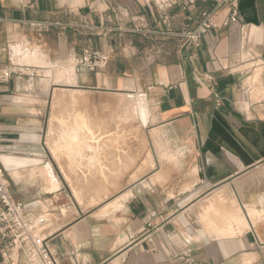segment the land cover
<instances>
[{"label":"crops","instance_id":"1","mask_svg":"<svg viewBox=\"0 0 264 264\" xmlns=\"http://www.w3.org/2000/svg\"><path fill=\"white\" fill-rule=\"evenodd\" d=\"M155 1L0 0V48L11 49L0 64L42 68L0 84L10 196L42 216L59 264H264V0H241L230 22L217 0H167V18ZM203 11L214 27L198 48L180 49L166 34L194 29ZM88 47L108 65L75 74ZM57 90L84 98L71 115L57 111L52 140L44 117ZM86 92L143 100L151 155L125 151L133 126L114 123L111 99L108 116L92 119Z\"/></svg>","mask_w":264,"mask_h":264},{"label":"built area","instance_id":"2","mask_svg":"<svg viewBox=\"0 0 264 264\" xmlns=\"http://www.w3.org/2000/svg\"><path fill=\"white\" fill-rule=\"evenodd\" d=\"M88 3L93 0H86ZM195 0H188L192 4ZM241 0H217V7L228 6L230 13L227 22L234 21L239 15V2ZM155 5L167 18L166 11L172 6L170 1L158 0ZM111 18L118 20L116 7L109 5ZM111 21V20H110ZM37 30L46 29L44 22L31 24ZM214 27L211 21V13L203 11L200 15V22L194 28L183 27L178 32L166 34L168 38L177 40L180 49H196L200 46L202 38L210 28ZM111 32V30H108ZM133 32L145 33L140 24L133 25ZM146 34H150L147 31ZM11 49L7 46L0 48L2 53H9ZM109 57L101 50L85 48L81 58L77 61L74 73L78 74L81 70L97 73L105 69L108 65ZM42 68L30 66L23 62H15L10 58L5 64H0V84L8 83L13 78H35L41 76ZM43 218L39 214L30 211L26 205L13 200L10 196L8 181L0 168V255L2 264H18L19 255L24 264H59L57 254L47 245L46 239L42 236ZM16 254V256H14ZM188 264L191 262L186 261Z\"/></svg>","mask_w":264,"mask_h":264},{"label":"rangeland","instance_id":"3","mask_svg":"<svg viewBox=\"0 0 264 264\" xmlns=\"http://www.w3.org/2000/svg\"><path fill=\"white\" fill-rule=\"evenodd\" d=\"M59 92V94H57V97L59 98V100H54L53 98L52 100L49 101V105L47 107V111L45 113V117L44 119H49V139L55 140L56 138V131L58 128V121H60L62 119L61 116H59L60 113H58V110H62V109H67L68 113L71 115L72 114V110L74 108H77L78 104H82L83 100L79 99V98H84L80 95H78V92L76 91H70V90H57ZM87 97H89L90 99H92L93 102H91V105L87 106V109L89 110V116L92 119H102V118H106L108 116L109 110H111L112 108V117L114 120V123H116L118 121L119 124H121V121H125L127 120L129 126H130V130L132 129L131 126H133V129L136 131V129L138 128L140 130L139 134L137 132H135L133 130L130 131L129 133V145L127 147V149L125 151H127L128 153L133 154L134 156H139V159H142L143 156H148L151 155L152 152V136L151 133V127L147 128V126H145L146 129H144V136L143 133L141 135V130H142V124L143 121H141L142 119L144 120V115L145 112L142 113L141 115H135L134 111H124L121 112L118 106V100L119 98L121 99V97H124V95L122 96H118L117 94H97V93H93V92H86L85 93ZM118 96V97H117ZM115 97H117L115 99ZM55 98H56V94H55ZM63 98V99H60ZM134 99H136L135 97H133ZM112 100V102L110 104L107 105L108 109H105V106L102 104V102H105L106 100ZM114 99V100H113ZM137 100V99H136ZM141 102L140 105L142 106L141 109L143 110L144 107V103L143 100H140ZM102 105V106H101ZM144 107V108H143ZM145 111V109L143 110ZM117 119V121H116ZM137 127V128H136ZM136 128V129H135ZM141 137L143 136L144 139H139L138 141H142L141 143H139V145L137 144V138L136 137ZM50 145V144H49ZM63 151V150H62ZM68 150H64V152H67ZM71 151V150H69ZM50 152H52L51 154L54 157H57V153L56 150H54L53 148H50ZM138 161L137 159L134 161V163H132L129 166V170L128 172L133 173L132 175L136 174V170L137 167H139L137 165Z\"/></svg>","mask_w":264,"mask_h":264},{"label":"bare ground","instance_id":"4","mask_svg":"<svg viewBox=\"0 0 264 264\" xmlns=\"http://www.w3.org/2000/svg\"><path fill=\"white\" fill-rule=\"evenodd\" d=\"M65 75V76H64ZM62 76H64V79H65V82H67L68 84H69V82L71 83V79H72V76H73V74H72V71H63L62 72ZM118 103V106H119V109H120V111L121 112H124V111H131V110H133L134 111V113H135V115H141L142 113H144L145 111H143L142 109H141V105H140V101L139 100H136V99H134L132 96H130V95H125L124 97H121V99L119 98V100L117 101ZM52 131V130H51ZM71 134V133H70ZM152 135V134H151ZM77 137V136H76ZM84 137V136H83ZM70 140V139H69ZM77 140H79V139H77ZM88 148H90V147H88ZM91 150V149H90ZM91 152V151H90ZM89 152V153H90ZM87 153V152H86ZM85 153V154H86ZM89 153H88V155L86 154V156H89ZM92 153V152H91ZM85 154L83 155L84 157L83 158H88V157H85ZM79 155V154H78ZM90 156H91V154H90ZM82 157V156H81ZM79 158V157H78ZM91 160V159H90ZM48 170V169H47ZM42 171V170H41ZM46 171V170H45ZM49 172V171H48ZM45 173H47V171L45 172ZM50 173V172H49ZM49 173H47V175L49 174ZM51 174V173H50ZM44 176V175H43ZM50 176V175H49ZM48 182V181H47Z\"/></svg>","mask_w":264,"mask_h":264}]
</instances>
